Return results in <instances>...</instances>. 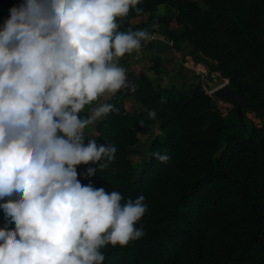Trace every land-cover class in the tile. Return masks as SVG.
Listing matches in <instances>:
<instances>
[{
  "label": "clouds",
  "instance_id": "9594fccd",
  "mask_svg": "<svg viewBox=\"0 0 264 264\" xmlns=\"http://www.w3.org/2000/svg\"><path fill=\"white\" fill-rule=\"evenodd\" d=\"M139 3L15 0L0 17V264H104L105 246L144 235V194L125 200L78 178L115 159L87 130L135 90L119 59L149 33L120 23Z\"/></svg>",
  "mask_w": 264,
  "mask_h": 264
},
{
  "label": "trees",
  "instance_id": "16d2710c",
  "mask_svg": "<svg viewBox=\"0 0 264 264\" xmlns=\"http://www.w3.org/2000/svg\"><path fill=\"white\" fill-rule=\"evenodd\" d=\"M12 3L0 0V17ZM161 4L178 11L176 21L194 50L246 93L262 123L246 110L243 122L236 109L222 115L200 85L189 92L162 87L161 60L155 57L156 77L136 80L145 111L128 110L121 94L108 101L118 111L99 121L98 142L114 144L115 159L81 178L118 190L125 200L146 197L148 208L138 222L144 235L125 247L105 246L104 264H264V0H140L142 11L130 10L120 30L130 29L136 16L153 17ZM152 109L155 118L148 116ZM146 123L161 131L152 140L148 166L136 177L129 147ZM153 152H167L170 159L161 162Z\"/></svg>",
  "mask_w": 264,
  "mask_h": 264
},
{
  "label": "crops",
  "instance_id": "0c3cea01",
  "mask_svg": "<svg viewBox=\"0 0 264 264\" xmlns=\"http://www.w3.org/2000/svg\"><path fill=\"white\" fill-rule=\"evenodd\" d=\"M15 2V0H12ZM178 11L168 4H161L153 17L149 12L136 16L131 20L130 29H144L149 37L142 42V47L131 54H125L119 63L127 69L130 84L141 74L154 79L153 59L159 57L162 63V75L159 84L172 88L182 82V54H189L181 34H177L180 25L176 21ZM161 20H166L162 22ZM130 93L133 90L129 87Z\"/></svg>",
  "mask_w": 264,
  "mask_h": 264
},
{
  "label": "rangeland",
  "instance_id": "374dc122",
  "mask_svg": "<svg viewBox=\"0 0 264 264\" xmlns=\"http://www.w3.org/2000/svg\"><path fill=\"white\" fill-rule=\"evenodd\" d=\"M180 25L179 31L177 34H181L183 37V41L189 50V54H182V70H183V79L181 83L176 85L179 89L189 92L193 89L195 84L200 85L203 89L213 97L214 90L225 84L230 83L228 78L222 77L220 71L216 69L217 63L210 58L205 57L201 52L194 50V45L187 39L184 33V25L182 23H178ZM195 58H200L202 62H197ZM162 65V63H161ZM163 72V70H162ZM161 72V75H162ZM145 75V74H141ZM147 76V75H146ZM140 77V76H139ZM132 83L135 86V90L133 94L130 93L129 88H125L117 92V94H121L125 100V106L128 110H138L145 111V108L139 104L138 96L139 93L136 92V80ZM225 82V83H224ZM215 105L217 109H219L222 115H228L232 110L236 109V105L233 102L220 100L216 98ZM246 115L252 119L256 124L261 125L262 120L257 115L258 113L253 110H246ZM103 117L102 119H104ZM100 119V120H102ZM99 120V121H100ZM97 121L94 125L90 126L87 132H90L92 136H94L98 141V130L97 125L99 123ZM160 128L157 124L146 123L142 128L137 129V134L139 136V141L129 147V155L134 161L135 165V176L141 175L146 167L148 166L149 157L151 154V144L154 136L160 133ZM79 178H83V176H79ZM219 222L216 224L218 225Z\"/></svg>",
  "mask_w": 264,
  "mask_h": 264
},
{
  "label": "water",
  "instance_id": "95a60500",
  "mask_svg": "<svg viewBox=\"0 0 264 264\" xmlns=\"http://www.w3.org/2000/svg\"><path fill=\"white\" fill-rule=\"evenodd\" d=\"M214 95L220 100L230 101L236 105L237 115L241 122L245 118V110L261 112L241 89L233 87L230 83H225L214 90Z\"/></svg>",
  "mask_w": 264,
  "mask_h": 264
},
{
  "label": "bare ground",
  "instance_id": "6f19581e",
  "mask_svg": "<svg viewBox=\"0 0 264 264\" xmlns=\"http://www.w3.org/2000/svg\"><path fill=\"white\" fill-rule=\"evenodd\" d=\"M223 77V76H222ZM225 83V82H224Z\"/></svg>",
  "mask_w": 264,
  "mask_h": 264
}]
</instances>
